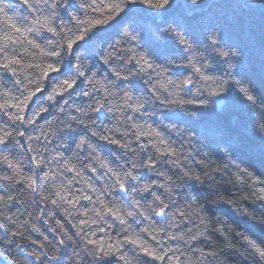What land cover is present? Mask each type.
<instances>
[{
  "label": "clouds",
  "instance_id": "clouds-1",
  "mask_svg": "<svg viewBox=\"0 0 264 264\" xmlns=\"http://www.w3.org/2000/svg\"><path fill=\"white\" fill-rule=\"evenodd\" d=\"M177 4L183 5V8L167 21L162 19L164 12L150 10L157 17L155 24L139 17L125 22L119 35L121 41L129 46L126 49H131L137 55L146 54L153 63L159 58V72L156 75L165 79L164 69L170 68L171 61L177 56L171 53L161 55L156 49H163L171 30L179 25L187 32L193 45L187 54L195 56L201 67L222 76L227 74L242 79L244 85L250 86L260 97L257 87L258 81L264 79V47L258 46L257 38L264 33V0H198L195 4L193 0H173V7ZM97 7L102 8V0H0V18L5 23L13 24L19 20V27L25 29L23 38L19 36L12 39L8 36L15 47L9 48L6 45L5 49H0L3 52L0 62L7 56H20L21 75L17 79L24 81L21 87L44 89L42 95L36 96L27 121L15 123L16 113L7 110L0 114V128L11 133V142L7 147L0 146V188L6 191L15 189L19 171L30 176L33 181L29 197L35 194L42 202L41 196L47 195L50 200L59 203L61 196H67L68 189H71V195L77 203L85 200L90 205L87 208H64L60 205V210L66 211L68 216L77 221L73 224L76 226L75 232H79L80 223L85 222L84 236L74 234L71 244L69 238L64 236L63 246L44 240L38 249L29 248L33 239L24 237L27 220L20 222L14 218L15 213L8 215L0 212V264H103L111 256L97 258L95 249L89 248L86 240L97 236L102 229H111L114 222H117L96 214V209L102 213L107 207L117 209L124 221L123 224L118 222L122 226L118 234L128 231L129 235L136 236L147 227L150 235L159 241L157 248L170 252L180 260V264H233L227 258L229 256L242 258L247 264H264V255L259 254L248 241H255L256 247L264 246V242L246 230L248 223L264 229V176L258 175L256 169L248 163L250 160L264 165V106L259 100L248 104L239 97L244 102V110L241 111L229 95L230 91L236 92L234 88L228 89V96L219 100L192 95L195 88H189L182 89L187 94L185 103L204 102L209 107H182L173 103L178 99V93L169 95L170 90L162 89L160 81L154 80L152 74H147V87L137 90L130 77H136L140 71L137 68L127 69V62L131 60L127 51L123 53L126 64L125 69H122L127 70L126 83H119L120 79L107 80L105 88L99 87L96 83L101 80L99 77L113 71V65L106 63L108 53L116 46L113 40L101 47L100 43L93 41L97 32L94 31L88 33L87 38L78 43L74 50L61 48L65 29L74 31L78 27L72 21L92 16ZM125 8L129 10L130 5L126 4ZM193 15L197 16L196 20H192ZM41 17L48 18L50 26L57 30L55 35H44L43 28L34 30L37 29L36 20ZM226 26H231L241 40L248 42L249 47L245 49L231 38L225 30ZM29 40L39 42L46 48L56 46L61 54L53 57L50 62L59 69L57 74H50L45 79L39 69L28 67L31 63L46 62L34 51ZM101 64L107 66L106 71L101 69ZM65 81L72 82L74 87L79 82L80 90L74 95L73 89ZM0 85V93L16 92L15 84L5 77L3 69H0ZM134 90L142 94L134 96ZM97 92L102 94L96 95ZM75 97H88L89 100L84 103ZM46 110L53 116L48 124L55 128L54 138L59 140L57 148L67 149L72 153L71 156L65 157L62 151L49 149L48 143L44 144L43 149L33 146L36 137L40 135L33 136L31 131L34 130H30L29 125ZM4 116H7V120L3 119ZM145 126L151 130L153 138L133 147V143L139 140L138 130ZM25 131L28 133L25 140L32 142L27 149L19 139V133ZM45 134L50 141L48 134ZM118 135L119 145L106 151V146H112ZM159 140L175 145L176 160L171 156L164 159L163 155H154V151L158 152L152 145ZM29 148L32 149V156L36 157L35 161L28 159ZM45 150L49 152L47 157L44 155ZM241 152L246 153L243 159L239 155ZM216 153L224 157L223 165L216 166L221 173L219 177L210 174L212 168L201 174L191 166L193 161H204V158ZM181 154L183 161L187 162L184 167L192 170L191 178H185L183 167L172 175L164 169L166 164L176 169L181 163ZM148 160L160 167H149ZM10 162L13 165L12 171H8ZM41 165L42 169H47L43 174L39 167ZM25 166H34L30 167L31 175L24 172ZM208 168L207 164L205 169ZM143 169L164 177V182L149 181L141 171ZM86 172L93 175L86 177ZM69 173L72 175L69 176ZM38 178L39 190L34 183ZM189 182H196L208 189L203 199L188 189ZM222 183L231 184L237 191L236 196L226 195L220 187ZM74 184H80L81 187L75 188ZM122 184L126 186V191L121 190ZM161 188L163 192H159ZM149 192L150 198L146 195ZM157 193L160 194L159 198ZM12 196L11 193L0 195L4 201L0 207L6 208ZM175 196L181 200L186 197L190 203L180 206ZM221 204L230 207L237 217L242 218V222L234 224L218 213L209 214L206 209V205L215 209ZM162 207L168 209L166 215L156 216L155 212ZM191 207L199 209V215H195L198 222L195 228L185 231L181 225L192 219L193 214L180 219L179 211ZM85 209L91 214L90 218L79 220L76 214ZM8 216L13 219H5ZM130 219L137 224L142 220L147 224L137 231L129 223ZM92 225H96V228H92ZM209 230L218 233L225 241L219 250L212 251L215 255H207L202 248L194 245L201 237L207 239L205 234ZM61 234L62 231L57 233ZM109 236L110 233L105 232V238ZM15 237L24 239L18 240ZM230 249L232 251H228ZM221 252L226 255L221 256ZM122 255L132 259L133 264H150L135 248L124 250ZM57 256L61 258L57 259ZM113 264H121L120 254H117Z\"/></svg>",
  "mask_w": 264,
  "mask_h": 264
},
{
  "label": "snow or ice",
  "instance_id": "snow-or-ice-1",
  "mask_svg": "<svg viewBox=\"0 0 264 264\" xmlns=\"http://www.w3.org/2000/svg\"><path fill=\"white\" fill-rule=\"evenodd\" d=\"M198 2V0H193V4ZM147 4L150 8H154L159 11H167L169 8L173 6V0H108L106 3L105 0H102V8L97 7L95 15L92 16H85L80 19H75L72 21L73 25H77L78 27L73 31L72 29H65L66 35L62 37L63 43L61 45V48H66L68 50H74L75 46L78 43L83 42L87 38V34L90 32L97 31L98 29L110 25L112 22L116 21L117 18L126 11L125 5H135V4ZM183 8V5L177 4L176 10L180 11ZM10 27L23 38L25 34V29L17 26L16 24H13L11 22ZM36 25L38 30L39 28H43L45 30V33L50 34V36H53L56 34L57 30L52 28L49 24V20L47 17H41L36 20ZM28 35H31V33H28ZM127 35V34H125ZM172 41L175 42V45L179 48L181 55L178 57H175L173 61H171V67L165 68L163 75L167 78L160 79L159 75H156L159 72V69L157 65L159 64V61L157 60L156 63H153L152 59H149L146 54H131L133 53L131 49H120L116 46H113L108 53V59L106 60V63L113 65V71L112 73L115 75L116 79H120L121 81H124L127 78V70L122 71V69H125L126 61L124 60L123 53L127 51L131 57L130 62H127V69H132L133 67L137 68L140 72L147 71L148 74H155V77L157 80L160 81V86L162 89L170 90L168 92L169 95H173L178 93V99L174 100L173 103H178L182 107H191L195 109H205L208 108L209 105L204 102H189L185 103V97L186 93L182 91V89H189V88H195V92L192 93V95L195 96H205L209 100H219L222 98H225L228 96V89L234 88L236 92L238 93L239 97L242 98L246 103L248 104H254L258 100L260 101L261 105L264 106V100H261L260 97L256 95L255 92H253L250 88V86H245L242 79L240 78H233L225 75H220L219 73H216L212 71L211 69H207L204 67H201L200 62L195 58V56H190L187 54L188 50L192 48V42L185 30H183L179 25L175 27V29L171 30ZM9 39V37H6ZM134 39V38H133ZM29 43L32 44L33 49L35 52H37L41 57L45 59V63H31L28 65V67L39 69L40 74L46 79L50 74H57L59 69L56 67L55 64L51 63V59L53 57L59 56L61 53L60 51L56 50L55 45H50L49 47H44L39 44V42L29 40ZM5 44H0V49H5ZM0 56H3V52H0ZM119 58V60H117ZM124 61L123 64L117 63L118 61ZM22 67V63L20 62V56L13 55V56H7L3 58V61L0 62V69L4 70V75L8 79L12 80L13 83L16 86V92H4L0 93V98H3L4 102L0 103V111L7 110L10 113H16L15 116V123H22L23 121H27L29 119L28 110L30 106L34 103L35 98L37 95H42L44 92V89H39L36 87H32L30 89L21 87V85L24 83L22 79H17L21 75L20 68ZM231 67V66H230ZM184 68L190 71L192 74H183L182 78L178 77L176 79L170 78L171 75L174 74L175 69ZM97 85L101 88H105L106 85L101 81L97 80ZM65 84L69 87L74 89V84L72 82L65 81ZM2 86V85H0ZM18 93V94H17ZM231 102V100L229 101ZM101 107H103L101 105ZM15 111H12V110ZM99 111V108L97 109ZM20 113H23V115H20ZM47 113V110L42 112ZM41 113V114H42ZM40 114V115H41ZM37 123V119L33 121L32 124L29 125H35ZM139 127V126H138ZM262 129H264V125H262ZM41 135L39 137H36L37 141L41 140V136H43L44 140L48 141L47 135L44 133V130L41 129ZM151 131V130H150ZM140 136H148L147 132H139ZM28 135L27 131L19 133V139L22 143L23 138ZM7 137V139H5ZM11 142V133L7 132L6 129L0 128V146L7 147V145ZM51 142V141H48ZM113 145L117 146L119 145V139H116L113 141ZM157 145H160L162 147H158ZM44 145H42V148ZM156 149V151L165 157L171 156L173 160H176L175 155V149L170 145L169 142L165 140H159L156 144L152 145ZM28 152L31 153L32 149L29 148ZM6 159V158H5ZM32 161H35L36 157L30 156L29 158ZM197 164L201 165V167L205 168L207 164L204 161H198ZM147 164L149 167H156L151 160L147 161ZM9 170H13V165L10 162ZM42 170V165L39 166ZM183 167V175L185 178H191L192 177V170L189 167H184V164L181 162L177 169ZM75 172V169L73 168V173ZM219 172V169L216 167L212 168V171L210 174ZM247 174V173H246ZM240 182L242 181V178H239ZM37 190H39V182L38 179L34 182ZM16 185L19 186L17 188V191H20V189H24L26 193H31L33 188V181L31 180L30 176L23 175V172H17V179H16ZM163 189V188H161ZM121 190H127L125 185H121ZM12 189H9V194L11 193ZM264 191V189H262ZM68 195L67 196H61L60 202L58 203L55 200H50L47 195L41 196V201L44 203L45 207L37 210V216L36 219L39 220L41 217L47 216V219L43 220V223L45 225L48 224V221L53 218L55 215V211L53 210H60V205L62 204L64 208H69L72 206H75L79 208V203L75 199H73L71 195V189H68ZM151 195V193H148ZM58 195H60L58 193ZM159 193H157V198H159ZM11 202H16V197H11ZM0 203H4L2 199H0ZM48 205H51V209L48 208ZM61 213L67 217L68 214L66 211L60 210ZM97 215H103L105 217H111L113 220H116L117 222L123 224L124 221L119 216V211L117 209H113L111 207H107L101 211L99 209H96ZM168 209L161 208L159 211L155 212L156 216L164 217L167 213ZM195 214L199 215V209L196 207H191L189 209H182L179 211V217L184 218L187 215ZM81 215H84L87 217L88 211L85 209L83 212H81ZM129 215H132L131 213ZM5 219L12 220L13 217L8 216L5 217ZM86 221V219H85ZM186 222V221H185ZM27 225V223L25 224ZM84 226L85 222L82 221L79 225V232H75V235L84 236ZM74 228H76L75 225H73ZM52 233H56L57 230L60 232H63V237L67 236L69 238V244L72 243L74 239V235L70 234L67 230H65L64 225L60 223L59 220H56L55 227H51L49 229ZM31 231L35 232L37 235H42V232L40 228H38L35 224L32 225ZM101 232H106L105 229H102ZM123 235V239H117L114 243H105L103 239H87L86 243L88 244L89 248L95 249V252L97 253V258L100 256L104 257H116L117 254H120V260L121 264H133V260L125 257L122 255V252L124 251L123 246L124 245H133L135 249L139 251L140 254H142L144 257H149L153 261H160L163 262L165 260L168 261V264H180V260L177 257L172 256L170 252H164L160 251L157 247H153L151 244H149L145 239H143L141 234H138L136 236L129 235L128 231H124L121 233ZM143 234H147L151 237L152 240L156 241L158 244L159 241L156 240L155 236L150 235L149 229L147 227L144 228ZM109 239L111 237L109 236ZM44 240L48 241V237L44 236ZM31 243L36 244L37 240L33 239ZM52 243V242H50ZM255 250L261 254L264 255V246L256 247L255 241H248ZM57 245L63 246L64 245V238H61ZM207 255H215L214 252H209ZM61 257L57 256V259H60Z\"/></svg>",
  "mask_w": 264,
  "mask_h": 264
},
{
  "label": "trees",
  "instance_id": "trees-1",
  "mask_svg": "<svg viewBox=\"0 0 264 264\" xmlns=\"http://www.w3.org/2000/svg\"><path fill=\"white\" fill-rule=\"evenodd\" d=\"M105 2L107 3L108 0H105ZM155 11L156 9L154 8H150L147 4H138V5H130L129 10H127L125 13H123L120 17L117 18L116 21L112 22L106 29H98L96 32V35L93 37V41L100 43L101 47H105L107 45V43L111 42L113 40V44H115L117 46V48L120 49H126L127 45H125L121 39H120V29L122 28L123 24L125 22H127L129 19H135L137 17H139L140 19H143L145 21H148L152 24L156 23L157 17L155 14H153L151 11ZM178 13V11L176 10V7H171L169 8L167 11H164L163 15H162V19L164 21H167L169 17L176 15ZM95 15V14H93ZM197 16L193 15L192 20H196ZM71 23V21H69ZM15 23L19 26V20H16ZM226 32L228 33V35L237 40V42H239L241 44L242 47H244L245 49H247L249 47L248 42L241 40L240 37L238 36V34L235 32L234 29L231 28V26H226L225 28ZM11 36L12 39H15L17 37H19L20 34L16 33L11 27H10V23H5L3 18H0V44H5L7 46H9V48L11 47H15L14 45L11 44V40L7 39L6 37ZM44 35L46 36H50V34L48 33H44ZM257 42H258V46L260 47H264V33H261L258 38H257ZM158 52L161 53V55H163V53H171L175 56H180L181 52L179 50V48L175 45V42L172 41V37L169 36L168 39L165 42V45L163 47V49L161 48H157L156 49ZM131 54H135V53H131ZM129 54V55H131ZM2 58V57H0ZM159 61V58H157ZM29 60H31V58H29ZM117 63L119 64H123L124 61L120 60ZM101 69L106 71L107 66H103L101 64ZM135 68V67H133ZM31 71V70H30ZM187 72V74H192L190 71H188L187 69L184 68H179V69H175L174 70V74L171 75L170 78L172 79H176L178 77L183 76V74H185ZM147 74L148 72H138L136 77H130L131 83L135 86V88L137 90H143L147 87ZM153 75V79L155 80V74ZM101 79V81L103 83H106L107 80H112L115 81L116 77L115 75L111 72L108 71L105 75H101L99 77ZM119 83H126V81H119ZM81 88L80 83L78 82L77 85L74 87V89L72 90L73 94L75 95L76 92H78ZM257 93L261 98H264V79L259 80L258 81V87H257ZM102 93L97 92L96 95H101ZM142 94V92L140 91H133V95L137 96ZM229 95L232 97V101L234 104H237L240 107V110L243 111L244 110V102L239 100V96L238 93H236L235 91H230ZM77 99V101H82L84 103H87V101L89 100L88 97H75ZM62 98H58V100H60ZM4 100L3 98H0V103H3ZM35 102V101H34ZM33 108V104L30 106L29 110H28V114L32 111ZM12 111H15L14 109ZM3 111H0V114H2ZM129 114H131V110L129 109ZM4 120H7V116L3 117ZM53 116L50 114V112L47 113H42L39 117H37V123L35 125L30 126V130H34L31 131V134L33 136L36 135H41V129L44 130V133H47L50 139V143L46 140H44L43 136H41V140L40 141H35L33 146L37 147V148H42V145H44L45 143H48V148L49 149H53L55 151H62L64 153L65 157H69L72 155L71 152H69L67 149H61V148H57V144L59 143V140L55 137V128L54 127H50L48 124V121L52 120ZM207 119V118H205ZM227 120V118H225ZM138 123L142 124V121H139ZM153 127H155L153 125ZM139 132H147L148 136H140L139 135V140H137L136 142L133 143V147H137L139 144H143V143H147L150 139L153 138V134L151 133L150 129H148L146 126L145 127H141L139 130ZM117 139H119V135L116 137ZM32 143L31 141H26L25 138H23L22 144L24 145V148L27 149L28 145ZM158 147H162L160 145H157ZM116 146L114 145H109L106 146V151L114 149ZM172 147H175V145H172ZM119 150V149H118ZM151 150V149H150ZM81 155H83V153H80ZM33 155V153H27L28 159L30 158V156ZM44 155L47 157L49 155V152L47 150L44 151ZM154 155H159V153H156L154 151ZM241 156V158H245L246 153L241 152L239 154ZM183 154H181V162L183 164L187 163L185 161H183L182 159ZM164 159H167V157H164ZM197 159H201L200 157H197ZM30 160V159H29ZM204 162L206 164L209 165L208 169H205L203 167H201V165L197 164L195 161L192 162V167L195 168V170L197 172H200L201 174H203V171H208L211 168L216 167L217 165H223L224 163V157L222 154L216 153L214 155L208 156L206 158H204ZM248 163L253 166L258 175L264 176V165H260L254 161H248ZM30 167H34V166H25L24 167V172L28 173L29 175H31V171H30ZM160 165H157V168H159ZM6 169V166H5ZM164 169L168 170L169 175H172V173L174 172H179V169H173L171 168L170 165H164ZM7 170V169H6ZM10 171V170H8ZM47 169H42L41 174H43V172H46ZM144 173V176L149 180H157L160 183L164 182V177L162 176H157L151 172H148L147 169H143L141 170ZM72 174L69 173V176H71ZM93 174L91 172H86L85 176H92ZM214 176L219 177L221 175V173L216 172L213 173ZM38 182L39 178H38ZM96 186L99 187V183L96 182ZM75 188H80L81 185L80 184H74ZM220 187L225 190V194L228 196H232L235 197L237 194V191L235 189H233L231 184H227V183H222L220 185ZM19 188V186L15 185V189H12L11 194L13 196L16 197V202H10L7 207H0V212H6L8 215H12L13 213L16 214V217H14L15 219H18L20 222H23L24 220L28 221V224L24 226L25 229H27L24 233V237H30L31 239H35L37 240L36 244H29L28 247L31 249H38L40 247V243L44 242V236L48 237V242H52V243H58V241L61 238H64L63 235H57V233H59L60 231L57 230V232L54 234L52 233L49 229L51 227H55V222L56 220H59L61 224L64 225L65 230H67L70 234L74 235L76 229L73 227V224H75L77 221L75 219H73L72 216H67L65 217L60 210H53L55 211V215L53 216L52 219H50L48 221V224L45 225L43 223L44 219H47V216L45 217H41L39 220L36 219L37 216V210L44 208L45 205L44 203L40 202L39 197H37L35 194H32L31 197L28 196V194L26 193V191L24 189H20V191H17L16 189ZM188 189L190 191L193 192V194L197 195L198 197H200L201 199L204 198V195H206V193L208 192V189L204 188V186H200L197 185L196 182H189L188 184ZM90 191V190H89ZM159 192H163V189H160ZM9 194V191H6L3 188H0V195L2 196H7ZM77 195H79V193H77ZM149 196V194H146ZM93 199H95V197H93ZM175 199L177 200L178 204L180 206H184L187 205L188 203H190V201L188 200V198H184L183 200H181V198L179 196H175ZM90 207L88 201L85 200H81L79 207ZM48 208L51 209V205H48ZM206 209L209 211V214H220L226 218H228L231 222H233L234 224H240L242 222V218L237 217L235 215V213L232 212V210L230 209V207H228L227 205H219L216 206L215 209H213L210 205H206ZM190 210V209H189ZM79 220H85V219H89L91 214L89 213L87 215V217H85L84 215H81V213H77L76 214ZM108 219H111V217H108ZM180 219H184V218H180ZM0 220H2V216H0ZM198 221L195 218V214H193V218L190 220H187L184 224L181 225V228L183 230H187L189 228H195L196 223ZM129 223L132 225L133 228H135L137 231H139V228L146 225L147 222L146 221H141L140 224L135 223L133 220H129ZM35 224L38 228H40L42 235H37L35 232L31 231V225ZM12 227H15L14 225ZM86 226H84L85 228ZM122 227L119 225L118 222H114V226L111 229L105 228L106 232L110 233V237L109 238H105V232H99L97 234V236L92 237V239H103L105 241V243H114L117 239H123V235L122 234H118V229ZM92 228H96V225H92ZM24 229H22L23 231ZM180 229H177V231H179ZM246 230L249 231L255 238H257L258 240H260L261 242H264V229H261L258 225L254 224V223H248L246 225ZM143 239H145L149 244H151L153 247H157V243L156 241L152 240L150 236H148L147 234H141ZM208 238L205 239L203 237H201L200 239H198L197 241L194 242L195 246H198L200 248H202L204 250V252L207 254L209 252H212L214 249L215 250H219L220 247H222L225 243L224 238L221 237L218 233L214 232V231H207L205 234ZM24 237H15L14 239H18V240H23ZM75 238V236H74ZM167 243H171V244H175V241H168ZM130 248H134L133 245H125L124 246V250L130 249ZM160 251L162 252L163 249H160ZM228 251H232L231 249ZM221 256H225L226 253L221 252L220 253ZM230 261H233V264H247V261H244L242 258L239 257H227ZM116 259V257H111V259L106 260L103 262V264H113V261ZM145 259H147L150 264H168V261L165 260L163 262L160 261H153L151 258L149 257H145ZM67 264V262H66Z\"/></svg>",
  "mask_w": 264,
  "mask_h": 264
}]
</instances>
